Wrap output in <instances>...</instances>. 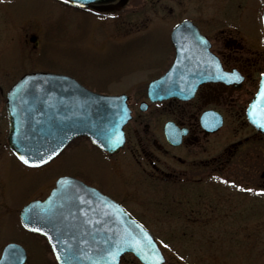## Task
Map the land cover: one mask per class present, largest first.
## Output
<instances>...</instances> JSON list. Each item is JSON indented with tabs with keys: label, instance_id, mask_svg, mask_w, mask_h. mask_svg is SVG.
Returning <instances> with one entry per match:
<instances>
[{
	"label": "rangeland",
	"instance_id": "obj_1",
	"mask_svg": "<svg viewBox=\"0 0 264 264\" xmlns=\"http://www.w3.org/2000/svg\"><path fill=\"white\" fill-rule=\"evenodd\" d=\"M263 7L264 0H129L121 11L94 15L59 0H0V86L6 89L32 70L70 73L95 90L127 89L136 119L128 124L130 144L109 160L119 167V176L96 165L89 144L78 140L70 148L71 155L64 152L49 165L26 169L13 160L5 173L10 203L20 207L27 202L47 176L56 179L69 171L89 169L95 180L111 176L118 187L130 190L135 211L163 247L164 264H264V185H255L264 170V157L248 159L246 168L232 162L231 175H221L226 182L217 180L211 188L214 194L200 190L192 195L189 189L179 193L176 187H165L150 177L164 159L158 144L171 147L164 140L162 124L173 115L167 108L160 112V105L139 109V103L147 100L140 91L164 67L172 27L192 18L217 50L239 59L258 58L257 66L242 67L249 74L243 92L216 97L224 113V123L212 137L217 152L222 144L249 136L248 144L257 143L264 154V136L257 137L242 112L234 113L232 107L240 101L243 108L264 70ZM223 97H228L225 102ZM3 115L1 111L0 121ZM141 144H148L152 157L142 152ZM4 152L0 163L8 160ZM240 170L247 171L244 177ZM0 172L4 177L2 165ZM53 178L45 183L41 196L53 185ZM105 182L101 184L106 186ZM14 214L9 207L0 222V243L17 238L28 250L26 264H56L44 239L18 226ZM132 258L124 260L128 263Z\"/></svg>",
	"mask_w": 264,
	"mask_h": 264
},
{
	"label": "water",
	"instance_id": "obj_2",
	"mask_svg": "<svg viewBox=\"0 0 264 264\" xmlns=\"http://www.w3.org/2000/svg\"><path fill=\"white\" fill-rule=\"evenodd\" d=\"M62 1L98 11L119 10L128 2ZM262 20L264 25V10ZM171 41L177 48L176 56L170 68L149 83L148 94L152 101L170 96L188 99L197 85L207 80L238 81L233 79V74L239 73L224 70L217 56L198 55L191 50L194 46H204L206 51L211 42L190 19L174 26ZM262 81L264 72L247 107V117L264 134V127L259 126L252 115L259 120L264 110V95L260 94ZM7 109L10 147L18 158L25 156L29 165L47 162L79 135L88 136L105 150L118 151L125 141L123 127L131 118L127 95L94 92L70 75L43 70L26 72L11 85ZM210 115L214 117V125L210 127L206 123L207 114L203 123L209 130L217 129L222 123L221 115L216 111H211ZM171 124L168 122L166 132L174 137L173 133L177 135L178 130ZM170 136L171 142H179ZM41 160L43 163L39 162ZM21 221L27 229L46 237L59 264H121L120 258L126 252L134 253L144 264L165 261L154 236L141 222L120 203L73 176L59 177L45 200L25 205ZM117 247L122 251L113 262L107 254ZM26 259L25 247L9 242L2 250L0 264H23Z\"/></svg>",
	"mask_w": 264,
	"mask_h": 264
},
{
	"label": "flooded vegetation",
	"instance_id": "obj_3",
	"mask_svg": "<svg viewBox=\"0 0 264 264\" xmlns=\"http://www.w3.org/2000/svg\"><path fill=\"white\" fill-rule=\"evenodd\" d=\"M209 51L219 56L223 66L226 69L236 68L243 75V81H241L240 83L237 82L223 83V82H215V81H205L198 85L193 97H191L188 100H181L175 97H171L168 99H164L162 101L148 102L147 101L148 82L151 79H154L160 74L164 73L171 65L174 56L176 54L175 46H169V48L164 50V54L166 56L164 67H162L161 71H159L158 74H156L153 77L151 76V78H149L148 81L146 82V86L144 90L140 91V95L142 97L145 96L147 99V100H142L147 102L146 109L142 111H146L149 108V106L150 108H152L154 105H160V109H159L160 112L165 111V108H167L166 111H169L173 115L172 118L165 119L162 124V133L164 140L171 147H167L163 144H158L160 152H162L161 159L162 158L164 159L163 161L161 160L162 162L158 169H153L154 171L151 170L152 172H150V177L152 179H155L165 187H176L179 193H184L188 189H189L188 192H191L192 195H196L200 190H206L209 193H213L211 188H214L216 186L218 182L217 180H220V182L223 183L226 182L227 177H223L221 175H225V174H227V176L228 174L231 175L230 170H231L232 162L234 163L239 162L240 168L241 166L246 168V164L249 161L248 159L250 160L256 159L260 161L263 159V155H264L262 149L258 147L259 145L257 143L250 142L252 146L250 145V143L248 144L249 136H245L243 139L240 140L226 142L221 145L220 149L217 152L212 137L218 132V130L221 127L217 131H212L205 129V127L202 125L201 115L203 114L204 111L208 109H212V108L217 109L224 116L222 107L216 105V99L220 97L222 94H225L227 96V94H233L234 92H238V93L243 92L245 90L244 85L247 83V79H249V74L247 68L242 69V67L252 68L254 66H257V59H258V58L252 60L249 58L239 59L238 56L232 55L231 52L224 53L220 50H217L215 46H209ZM77 79L83 82L82 79L78 77ZM7 88L4 89L2 86H0V113L2 111L4 114L3 117L1 116L2 120L0 121V152L2 153L3 151H5L4 153H6L8 156V160L4 159L2 163H0V165H2L3 173H4V177H3L0 172V222L5 220L6 218L5 214L8 212L9 207H11L14 210L15 213L14 215L18 223V226H20L19 210L21 209L20 207L23 205V203L21 204L20 207H18L19 203L17 205L10 203L9 199L5 194L8 185V182L6 181L5 173L9 171L10 164L12 163L13 160L26 169L38 168V167H30L21 163L12 154L8 146L7 140H8L9 122H8V115L6 109ZM97 91L117 94V93H126L127 89L123 91H114V92H107L105 90H97ZM228 97H223L225 98L223 101L225 102ZM168 106H170L169 107L171 108L170 110H168ZM232 107L234 113L237 112L240 114V112H242L245 118V109H244L245 105L243 106V108H241L242 107L241 102L236 101L232 103ZM132 119H135L134 112ZM169 120H172L179 130H185V133L181 135L180 141L178 143H172L166 139L165 124ZM128 124L125 127L126 146L123 149H121L118 153H109L104 150H101L98 147L92 145L87 138H77L71 141L61 151L60 154L64 152H68L66 156L71 155L72 153L70 151V148L73 146V144L78 140L81 141L84 140V142L89 144L86 145V147L89 149L90 156L91 155L93 156V161L95 162V164L98 166L107 167L106 169L110 171V173L119 176L118 174L119 167L112 163L109 164V160L114 156L118 155L121 151H124V149H126L128 144H130V136L132 131L130 130L131 128L128 129ZM252 129L254 130V134L257 135V137L263 138V136L257 133L254 128ZM144 145L145 146L141 144L142 152L145 155L147 153L149 157H152V154L147 152L148 144H144ZM134 149H135L134 147L129 149V151L132 153L133 156L135 154ZM0 161H1V157H0ZM50 162H48L47 164L49 165ZM150 163L154 165L156 162L154 160H150ZM239 172H242L241 174L242 177H244V175H246L247 173V171H243V170H240ZM92 173H93L92 170L79 168L74 170V172L69 171L64 174H70L76 176L81 180H83L84 182H86L87 184L94 186L98 188L100 191L108 194L115 200L121 202L129 211H131V213H133L138 219H140L143 223H145V220L142 218V216L135 211L136 210L135 205L137 203L134 197L130 194L129 189L118 187V185L114 182L113 177L111 176H105L103 177L104 180L99 182L98 180H95L92 177L91 175ZM52 178H50V176H47L45 179H43L42 182L43 184L39 183L33 189L34 196L30 198L28 201L33 200L35 198L45 197L49 193L50 189L54 186V182H55L54 178H53V185L49 187L48 192L44 196H41V193L45 192L44 191L45 183H50ZM259 178H261V180H259ZM104 181H106L105 183L107 187L101 184V182ZM255 185H257L258 187L264 185L263 170L260 172L258 180H256ZM17 210L18 212H16ZM16 239L17 238L14 239V237L5 238V240L2 243H0V252L3 246L8 241H17Z\"/></svg>",
	"mask_w": 264,
	"mask_h": 264
},
{
	"label": "snow or ice",
	"instance_id": "obj_4",
	"mask_svg": "<svg viewBox=\"0 0 264 264\" xmlns=\"http://www.w3.org/2000/svg\"><path fill=\"white\" fill-rule=\"evenodd\" d=\"M73 2H78V0H73ZM241 77L238 75V74H233V79H236V80H239ZM261 95H264V81H262V84H261V92H260ZM253 115V119L256 120V122L259 124V126L261 127H264V110H262V113H261V118L259 120L256 119V115L255 114H252ZM25 164H28L30 163V161L23 155H21L19 157ZM40 163H43V161H39ZM33 163H36L35 161H33ZM25 227H27V225H25ZM36 231H42V229H36ZM137 250L139 251L140 249L137 248ZM122 251V248L120 247H117L116 249H114L113 251L109 252L107 255H108V258L111 260V261H115L116 260V256L118 255V253ZM59 258V257H58Z\"/></svg>",
	"mask_w": 264,
	"mask_h": 264
}]
</instances>
